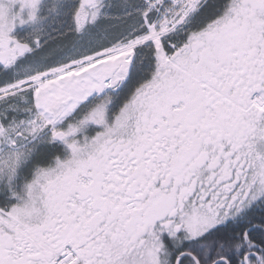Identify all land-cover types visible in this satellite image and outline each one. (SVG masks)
<instances>
[{
	"label": "snow or ice",
	"instance_id": "1",
	"mask_svg": "<svg viewBox=\"0 0 264 264\" xmlns=\"http://www.w3.org/2000/svg\"><path fill=\"white\" fill-rule=\"evenodd\" d=\"M0 264H264V0H0Z\"/></svg>",
	"mask_w": 264,
	"mask_h": 264
}]
</instances>
